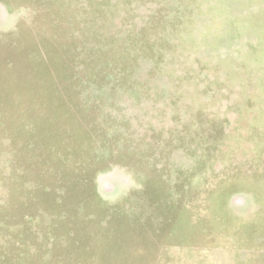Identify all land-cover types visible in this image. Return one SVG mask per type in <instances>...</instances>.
I'll use <instances>...</instances> for the list:
<instances>
[{"label": "rangeland", "instance_id": "obj_1", "mask_svg": "<svg viewBox=\"0 0 264 264\" xmlns=\"http://www.w3.org/2000/svg\"><path fill=\"white\" fill-rule=\"evenodd\" d=\"M0 264H264V0H0Z\"/></svg>", "mask_w": 264, "mask_h": 264}]
</instances>
